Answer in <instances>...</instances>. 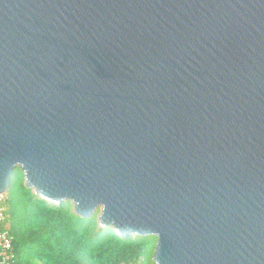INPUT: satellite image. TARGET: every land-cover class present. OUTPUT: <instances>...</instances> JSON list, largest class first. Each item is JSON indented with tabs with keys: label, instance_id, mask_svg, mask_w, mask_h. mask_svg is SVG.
Masks as SVG:
<instances>
[{
	"label": "water",
	"instance_id": "water-1",
	"mask_svg": "<svg viewBox=\"0 0 264 264\" xmlns=\"http://www.w3.org/2000/svg\"><path fill=\"white\" fill-rule=\"evenodd\" d=\"M16 169L153 264H264V0H0Z\"/></svg>",
	"mask_w": 264,
	"mask_h": 264
},
{
	"label": "trees",
	"instance_id": "trees-1",
	"mask_svg": "<svg viewBox=\"0 0 264 264\" xmlns=\"http://www.w3.org/2000/svg\"><path fill=\"white\" fill-rule=\"evenodd\" d=\"M6 218L16 264H153L154 236H120L69 201L52 204L26 188L21 171L9 181Z\"/></svg>",
	"mask_w": 264,
	"mask_h": 264
},
{
	"label": "built area",
	"instance_id": "built-area-1",
	"mask_svg": "<svg viewBox=\"0 0 264 264\" xmlns=\"http://www.w3.org/2000/svg\"><path fill=\"white\" fill-rule=\"evenodd\" d=\"M6 195L0 194V264H16L13 238L6 218Z\"/></svg>",
	"mask_w": 264,
	"mask_h": 264
},
{
	"label": "rangeland",
	"instance_id": "rangeland-1",
	"mask_svg": "<svg viewBox=\"0 0 264 264\" xmlns=\"http://www.w3.org/2000/svg\"><path fill=\"white\" fill-rule=\"evenodd\" d=\"M6 197L8 198V191L5 193ZM7 202V201H6Z\"/></svg>",
	"mask_w": 264,
	"mask_h": 264
}]
</instances>
